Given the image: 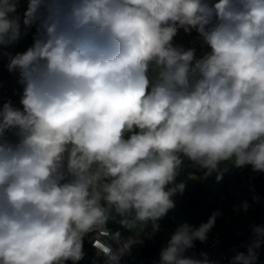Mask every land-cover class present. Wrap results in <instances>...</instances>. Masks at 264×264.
Segmentation results:
<instances>
[{"label":"clouds","instance_id":"obj_1","mask_svg":"<svg viewBox=\"0 0 264 264\" xmlns=\"http://www.w3.org/2000/svg\"><path fill=\"white\" fill-rule=\"evenodd\" d=\"M18 2L0 0V55L23 86L0 105V264H78L90 234L120 264L142 241L107 225L158 232L185 161L217 181L264 173V0H28L22 16ZM32 27L30 47L3 51ZM219 215L179 225L158 264H206L186 253ZM252 231L232 264H256Z\"/></svg>","mask_w":264,"mask_h":264},{"label":"trees","instance_id":"obj_2","mask_svg":"<svg viewBox=\"0 0 264 264\" xmlns=\"http://www.w3.org/2000/svg\"><path fill=\"white\" fill-rule=\"evenodd\" d=\"M183 167L186 168L184 174L193 175L196 180L191 189L188 192H184L185 202L179 219L191 226L199 227L202 223L208 221L213 212L219 211L220 215L217 216L214 227L223 235L221 248L233 255L238 252L246 253L254 238H249L236 231L227 230V226L224 223V215L227 214V211L219 207L216 199L209 198L204 188V183L207 182L215 187L221 197L228 199L236 195V202L233 203L241 206L243 202H247L249 205L248 212L260 210L262 216H264V173H255L252 171L251 166H246L242 168V172L239 170L225 172L223 178L217 181L215 172L204 179L206 170L195 166L189 161H185ZM254 197H258V201L254 200ZM162 226L167 230V235L164 239L162 234H152V232L144 236L147 246L138 255V258L144 260L143 264H158L161 249L166 246L172 233L177 228L175 226L173 230H170L169 223L165 221ZM110 230L112 233L120 232L121 240H126L132 236L131 230L121 227L117 222L110 224ZM241 244L244 246H241ZM186 255H189V252ZM205 259L206 264H218L216 257L212 256V253L203 256L202 261ZM106 261L107 257L105 256L89 253L86 264H106ZM120 264H137V262L129 263L121 258Z\"/></svg>","mask_w":264,"mask_h":264},{"label":"built area","instance_id":"obj_3","mask_svg":"<svg viewBox=\"0 0 264 264\" xmlns=\"http://www.w3.org/2000/svg\"><path fill=\"white\" fill-rule=\"evenodd\" d=\"M185 47H195L197 49V55L199 56L202 52L200 42L198 40L197 34L190 37L189 40L182 44ZM11 100L12 103L19 107V101L17 100V91L10 86L8 81L6 80L5 72L2 68V58L0 56V105L3 104V102ZM6 136L11 138V133H6ZM167 222L170 225V230H173L174 227H178L181 224H184L182 220L179 219V217L175 216V213H167L166 216H164L162 219L158 221L159 226L162 225L163 222ZM114 222H109L107 225L108 229L110 230V224ZM224 223L227 226V230L229 231H236L239 232L242 235H245L249 238L256 237L253 234L252 226L258 225V226H264V216H262V213L260 210H255L253 212L244 211L243 208L239 204H232L227 209V214L224 215ZM195 227V226H193ZM145 229V233L141 236H131L130 238H135L142 243H138L132 246L130 251L122 256V259L126 260L129 263H135L137 264H143L144 260L138 258L139 253L143 248L147 246V242L144 239L145 235H148L152 232V225L151 222H149L147 225L142 227ZM111 231V230H110ZM167 235V230H164V233L162 234L163 239ZM222 233L213 227L207 234V239L204 242L195 241L194 242V248L188 250L189 255L196 259L202 260L203 254L212 253V256L216 257L218 264H232L233 255L232 253L227 252L226 250H223L221 248L222 246ZM92 236L91 234L89 236H86L84 238V244H83V250H84V257L82 260L78 262V264H86V259L89 256V253H97V249L93 246L92 242ZM127 240V239H126ZM124 240H121L123 242ZM110 243L113 252H116L119 245L116 242L108 241ZM241 246H244L241 244ZM257 253V260L256 264H264V242L261 243V246L256 250ZM104 256L103 254H100ZM66 264H72L71 261L66 262Z\"/></svg>","mask_w":264,"mask_h":264},{"label":"crops","instance_id":"obj_4","mask_svg":"<svg viewBox=\"0 0 264 264\" xmlns=\"http://www.w3.org/2000/svg\"><path fill=\"white\" fill-rule=\"evenodd\" d=\"M27 3L28 0H19L18 2V8H17V12L22 16L24 11L27 8ZM35 27H32L31 29H29L27 31V34L23 33V28H22V35H21V39L19 40L18 43L11 45L9 47H7L6 49H3V51L5 52H10L14 55V51H19V52H23L25 51L28 47L31 46L32 42H33V35L35 33ZM196 33L192 32L191 34H186L182 29L178 32L177 36L174 38V43L176 44H185L190 37L194 36ZM2 58V68L5 72L6 75V80L8 81V83L10 84V86L12 88H14L17 91V100L19 101L20 99V94L22 92L23 86L21 83H19L20 80V75L18 71L15 72H9L7 65L9 63L8 57L7 56H3L0 55ZM178 182L180 181H185L186 182V188H185V192H188L191 187L193 186V184L195 183V176L193 175H189V174H184L182 173L181 175L178 176ZM183 198L180 199H174L175 201V208L170 210L169 213H175V216L178 217L180 216V212L182 213V208H183Z\"/></svg>","mask_w":264,"mask_h":264},{"label":"rangeland","instance_id":"obj_5","mask_svg":"<svg viewBox=\"0 0 264 264\" xmlns=\"http://www.w3.org/2000/svg\"><path fill=\"white\" fill-rule=\"evenodd\" d=\"M19 52L18 50L17 51H14L13 53H17ZM22 93V92H21ZM186 170V168H182L181 172H180V175L182 173H184V171ZM232 170H239L240 172H242V169H235V168H231L229 171H232ZM178 179L179 177L177 178V182H178ZM204 188L209 196L210 199H216L217 200V203L219 205V207L221 209H224L227 211L228 207L232 205L233 202H236V195H233L231 196L230 198H224V197H221L219 195V193L217 192L216 188L213 187L212 185H210L209 183L205 182L204 183ZM185 192V191H184ZM184 192L182 195L180 194H177L176 196L173 197V199H180V198H183V204L185 202V196H184ZM231 203V204H230ZM235 204V203H233ZM180 215H181V212H180ZM180 217V216H178ZM164 230H165V227H163L162 225L159 226V231L156 232L157 234H163L164 233ZM145 229L143 228H137L136 230H131V235L132 236H141L145 233Z\"/></svg>","mask_w":264,"mask_h":264}]
</instances>
